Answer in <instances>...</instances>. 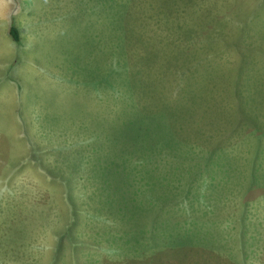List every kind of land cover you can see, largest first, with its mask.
<instances>
[{
    "label": "rangeland",
    "instance_id": "1",
    "mask_svg": "<svg viewBox=\"0 0 264 264\" xmlns=\"http://www.w3.org/2000/svg\"><path fill=\"white\" fill-rule=\"evenodd\" d=\"M0 264H264V0H0Z\"/></svg>",
    "mask_w": 264,
    "mask_h": 264
},
{
    "label": "trees",
    "instance_id": "2",
    "mask_svg": "<svg viewBox=\"0 0 264 264\" xmlns=\"http://www.w3.org/2000/svg\"><path fill=\"white\" fill-rule=\"evenodd\" d=\"M8 35L10 37V39L13 41V42H16L17 41V33L16 31L14 30V28H10L8 30Z\"/></svg>",
    "mask_w": 264,
    "mask_h": 264
}]
</instances>
